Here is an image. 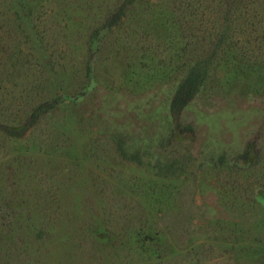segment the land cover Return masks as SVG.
Segmentation results:
<instances>
[{"label": "rangeland", "instance_id": "1", "mask_svg": "<svg viewBox=\"0 0 264 264\" xmlns=\"http://www.w3.org/2000/svg\"><path fill=\"white\" fill-rule=\"evenodd\" d=\"M0 264H264V0H0Z\"/></svg>", "mask_w": 264, "mask_h": 264}, {"label": "trees", "instance_id": "2", "mask_svg": "<svg viewBox=\"0 0 264 264\" xmlns=\"http://www.w3.org/2000/svg\"><path fill=\"white\" fill-rule=\"evenodd\" d=\"M197 77L195 70L192 69L179 83L169 102L170 113L177 116L182 106L190 100L198 83ZM188 127L190 128V125Z\"/></svg>", "mask_w": 264, "mask_h": 264}]
</instances>
